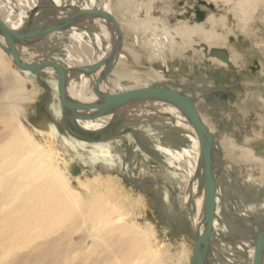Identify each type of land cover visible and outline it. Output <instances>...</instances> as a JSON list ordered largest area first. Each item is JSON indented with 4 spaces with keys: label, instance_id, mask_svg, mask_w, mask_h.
Masks as SVG:
<instances>
[{
    "label": "bare ground",
    "instance_id": "6f19581e",
    "mask_svg": "<svg viewBox=\"0 0 264 264\" xmlns=\"http://www.w3.org/2000/svg\"><path fill=\"white\" fill-rule=\"evenodd\" d=\"M196 1L205 7L212 5L215 12L206 14L195 8L191 19L188 11L178 7L174 17L180 23L174 28L162 20L161 16L166 13L163 0H0V20L12 30L31 32L66 23V27L36 40L17 42L22 62L62 66L67 73L69 100L102 104L107 97L153 85L180 93L167 86L168 80L161 72L152 70L150 65L144 67L141 61L144 50L150 55H146V62L157 59L166 66L176 57L193 61L198 55L203 56L205 63L220 64L238 72L246 66L244 54L234 43L241 38L249 40L255 32L252 25L259 20L264 22V0ZM44 2L53 5L51 12L42 8ZM92 11L111 16L119 27L105 17L87 14ZM198 13H202L203 19H198ZM131 35L133 40L128 46ZM0 40L8 48L1 36ZM255 44L264 53V47ZM58 46L64 51L63 59L54 54ZM228 46L230 55L225 50ZM12 63V57L0 46V264H71L72 261L76 264H191L193 251L186 246L171 257L146 243L151 231L141 228L129 216L140 202L121 188L119 178L102 177L99 173L93 179L81 181L82 171L75 159L70 163L59 160L21 119L37 96H47L43 116H39L42 119L30 120L35 131L50 139L62 137L89 169L100 162L116 167V158L121 160V157L115 155L114 148L124 139L133 145L135 132H140L174 178L181 174L191 183L199 239L205 230L203 163L198 135L183 112L165 101L134 100L97 119L90 118L97 111H88L79 112L81 118L69 120L70 113L61 107L58 72L55 69L40 73L21 71L13 68ZM93 67H98L96 72H86ZM28 83L33 85L32 91L28 90ZM41 83L50 86L49 93L40 88ZM196 92L200 95V90ZM180 94L193 101L215 141L216 210L205 264H254L258 222L264 220L261 195L264 158L248 145L240 146L225 133L216 131L202 115L197 101ZM122 116L126 119L123 129L116 137L107 139L106 132ZM69 122L83 134L73 132ZM249 136L247 144L255 137L251 133ZM234 164L248 169H245L250 172L245 185L256 191L253 197L243 196L242 208V218L254 237L244 238L236 246L227 242L229 236L244 234V229L235 227L236 221L229 217L231 185L226 182V175L230 169L236 170ZM220 167L222 172L218 174ZM126 168L130 170L128 165ZM69 175L75 176L80 189L74 187ZM75 234L77 239L73 237ZM73 255L89 259H75Z\"/></svg>",
    "mask_w": 264,
    "mask_h": 264
},
{
    "label": "rangeland",
    "instance_id": "374dc122",
    "mask_svg": "<svg viewBox=\"0 0 264 264\" xmlns=\"http://www.w3.org/2000/svg\"><path fill=\"white\" fill-rule=\"evenodd\" d=\"M163 1L166 13L161 17L165 23L168 22L167 25L171 28L176 27L179 25L178 23H180L178 18L174 17L176 8L178 7V9L181 10L185 9V12L188 11V17L191 19L194 17L193 12L195 11V8H199L206 14L215 12L212 5L205 7L199 5L196 0ZM46 3L47 2H44L42 4V8L45 12H47V10L48 12H51L52 8H54L53 5ZM257 23L258 26H256ZM257 23L256 25L255 23L252 25V29H255V32L249 40L241 38L234 43L238 45L237 47L240 48L239 50L242 51L245 57L244 66H246L243 67L244 69L242 68L240 72H238V70L234 71L225 68L220 64L205 63L204 58L201 55L196 56L193 61L187 58L180 59L176 57L173 61H169L166 66L161 60H158L157 62V59H153L152 62H146L148 61L146 55H150L144 50L141 52L143 53V60L141 61L144 63V67L150 65L152 70L161 72L164 75V78L168 80L167 86L169 88L171 87V89L173 88V90L180 91V93L196 100L198 105H200V108L202 107V115L216 131L219 133H225L227 137L240 146L248 145L256 150L258 156L260 155L264 158V53L260 52L255 44V42H257V44L261 45H259L260 47H264V22L259 20ZM139 37L142 38L141 33L139 34ZM132 40L133 35L127 39L128 46L131 45ZM58 48V52L54 54L56 57L60 56L61 59H63L65 56L63 53L64 51H62L61 47L58 46ZM225 50L230 55V47ZM244 50L246 52H244ZM12 67L16 68L14 62L12 63ZM41 84L42 87L40 88H43L45 91L47 90L46 92L49 93L50 86L47 83ZM27 88L29 91H32L33 85L28 83ZM198 90H200V95L196 92ZM183 91H185V93ZM46 98L47 96H37V100L29 104V110L26 115L21 118L25 125H27V128L33 132V134L35 133L36 138L42 142L43 145L48 146V148H50V150L59 158V160H62V162L65 160V162L70 163L69 161L75 159L82 171L80 174L81 181L85 182L87 178L93 179L95 176H98L99 173L102 177L114 176L119 178L122 186L121 188H123L129 195L133 196L134 200L140 202V206L132 210L129 216L136 220L141 228L144 230L149 229L151 231L146 243L150 246L152 245V248H158L162 253L168 254L171 257L176 256L184 246H186L189 251H194V245L196 243L195 239L197 238L196 241L198 240L200 233H198L199 231L194 222L196 207H194L195 205L192 203V195L190 196V189L192 190L191 183L187 182L186 178L181 174L174 178L173 174L169 172L165 165H163L164 163L161 158L157 156L140 132H135V143H133V145H131L127 139H124L118 143L120 144L117 146L118 148H114L113 152H117L115 155L117 154V156L120 155L121 157V160L116 158L117 168H113L102 162L99 164L97 163L93 169L87 168L82 160L78 158L74 150L65 144L62 137H59L58 139H50L35 131L30 120H36L43 116ZM34 114H36L37 117ZM41 119L42 118H40V120ZM125 122V116L116 118L112 124L113 126L111 125L106 132V138L109 139L116 137L123 129V126L126 124ZM69 125L73 132L82 133L72 122H69ZM127 133L130 132L127 131ZM250 133L251 136L255 137L247 144L246 138H248ZM216 161L218 162V159H216ZM127 165L130 168L129 171H126ZM234 165H236L234 166L236 170L230 169V173L226 175V182L231 185L228 194L229 217L231 220L236 221L235 227L244 229V234H235V237L229 236L227 242L236 246L238 242L241 243L244 238L251 240V238L254 237L251 228L246 226L245 218H242V213L245 205L243 204V196L247 195L253 197L256 195V191H252L246 186L247 174L249 175L250 173L249 171L247 172L248 169L245 167L243 168L240 164ZM245 169L247 170L245 171ZM219 172H222L221 167L219 168L218 174ZM70 178L74 180V187L80 189L78 182L74 179L75 176L73 175ZM167 192L170 193L169 195L171 197L167 195ZM261 192V195L264 197V184ZM232 210L234 211L232 212ZM238 213L239 215H237ZM252 220L255 221V219ZM245 234L246 236L249 234L247 236L249 239L244 236ZM73 237L74 239H77L78 235L75 234ZM96 254H98V249ZM73 257H75V259H89L88 256L82 255H73ZM94 257L92 255V258ZM71 264L76 263L72 261ZM88 264H90V262Z\"/></svg>",
    "mask_w": 264,
    "mask_h": 264
},
{
    "label": "water",
    "instance_id": "95a60500",
    "mask_svg": "<svg viewBox=\"0 0 264 264\" xmlns=\"http://www.w3.org/2000/svg\"><path fill=\"white\" fill-rule=\"evenodd\" d=\"M86 13V12H85ZM87 14H93L100 17H105L115 26L119 27L111 16L105 13L92 11ZM198 19H203L202 13H198ZM66 27V23L61 26H46L39 30L31 32L29 29L25 31H15L10 29L2 20H0V36L6 42L8 48L4 47L0 40V46L12 57L17 69L21 71H31L40 73L47 69H55L58 72V93L60 97L61 107L64 111L70 113L69 120H75L79 117V112L97 111L91 119H97L105 116L108 112L124 104L134 100H160L168 102L178 107L183 114L189 119L192 126L195 128L199 139L201 162L203 163L204 180L203 186L205 191V214L204 224L205 230L202 236L196 241L194 245L193 258L191 264H205L210 251L211 236L213 231L215 210H216V177L214 173V158L213 150L215 141L213 136L209 133L207 127L203 123L199 112L193 101L175 91L163 88L159 85H153L146 89H139L125 92L113 97L105 98L102 104H79L69 100L67 96V73L66 70L54 63H41L39 65H26L22 62L21 56L17 50V42L33 41L43 36L50 34L53 31L60 30ZM121 37V32H119ZM98 67H93L87 70V73L96 72ZM264 225V220L258 222V233L256 238L254 264H263L264 258V231H261ZM197 237V236H196Z\"/></svg>",
    "mask_w": 264,
    "mask_h": 264
}]
</instances>
